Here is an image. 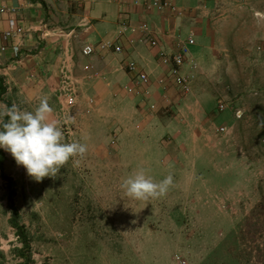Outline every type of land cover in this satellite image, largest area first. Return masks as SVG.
<instances>
[{
    "label": "rangeland",
    "instance_id": "1",
    "mask_svg": "<svg viewBox=\"0 0 264 264\" xmlns=\"http://www.w3.org/2000/svg\"><path fill=\"white\" fill-rule=\"evenodd\" d=\"M177 4L192 15L180 29L198 31L183 66L189 93L171 88L173 99L161 106L153 98L149 112L125 85L107 95L116 105L86 101L80 110L54 92L51 118L65 142L88 146L55 179L36 182L0 148L29 230V264H264V21L238 0ZM253 5L264 11V0ZM218 102L224 111H215ZM39 103L21 101L13 88L0 94V110L34 111ZM141 168L157 182L170 173L174 180L146 206L120 187ZM4 192L0 177V264H25L15 255Z\"/></svg>",
    "mask_w": 264,
    "mask_h": 264
},
{
    "label": "crops",
    "instance_id": "2",
    "mask_svg": "<svg viewBox=\"0 0 264 264\" xmlns=\"http://www.w3.org/2000/svg\"><path fill=\"white\" fill-rule=\"evenodd\" d=\"M174 1L177 4L179 0ZM144 2L0 0V6L14 8V17L24 26L20 38H5L3 31L10 14H0V75L7 90L15 89L19 99L29 104L51 97L54 92L60 94V87L65 83L75 91L77 110L87 104L90 97L94 105L107 99L116 105L117 101L107 95L130 82L125 63L132 59L139 69L149 74L151 101L157 99L159 105L165 106L173 99L171 94V98H167V90L177 89L169 78L166 81L170 87L165 95L158 87L157 79L167 74L166 66L158 63V51H171L177 39H183L189 30H195L196 37L198 31L192 27L180 29L187 24L189 20L186 19L191 18V13L177 15L168 10L156 11L146 8ZM142 23L147 24L150 34L139 31ZM140 36L143 37L141 41L138 40ZM149 37L157 41L156 47L148 46ZM101 40L119 44L121 53L97 50L91 56L81 54L85 44H96ZM15 43L20 47L16 55L11 49ZM85 65L88 69H84ZM137 104L141 108L139 100Z\"/></svg>",
    "mask_w": 264,
    "mask_h": 264
},
{
    "label": "clouds",
    "instance_id": "3",
    "mask_svg": "<svg viewBox=\"0 0 264 264\" xmlns=\"http://www.w3.org/2000/svg\"><path fill=\"white\" fill-rule=\"evenodd\" d=\"M52 113L47 97L40 100L34 111H23L15 104L0 110V148L9 152L36 182L46 177L55 179L70 160L79 164L88 151L85 143L65 142L62 126L51 118ZM173 186L171 173L157 182L143 168L120 185L127 198L144 201L145 206L151 200L166 196Z\"/></svg>",
    "mask_w": 264,
    "mask_h": 264
},
{
    "label": "built area",
    "instance_id": "4",
    "mask_svg": "<svg viewBox=\"0 0 264 264\" xmlns=\"http://www.w3.org/2000/svg\"><path fill=\"white\" fill-rule=\"evenodd\" d=\"M253 0H238L239 8L249 9L252 16L257 22L264 21V11L254 8L252 5ZM145 6L148 9H154L156 11L168 10L172 14L180 15L179 6L174 0H145ZM9 13L10 16L7 18V26L3 31V37L5 38H20L24 32V26L20 24L17 19L14 17L15 10L14 8H8L5 6H0V14ZM139 31L142 33L150 34L149 27L146 23L140 24L138 27ZM143 39L142 36L138 38L139 41ZM148 46L154 48L157 46V41L149 37L147 39ZM194 44V32L189 30L183 39H177V42L174 46V49L171 51L159 50L157 57L158 63L162 66H166L167 74L166 77H160L157 79L158 87L160 88L162 94L165 95V91L168 88L167 78H169L172 85L182 93L187 94L191 90L190 78L183 71V66L189 62L190 57V47ZM260 47H257L259 49ZM12 52L16 55L20 52V47L18 43L11 45ZM97 50H112L115 53H121V46L119 44H114L107 40H101L96 44H85L81 48V54L83 56H91ZM84 69H88V65L84 66ZM125 69L130 74V82L125 85V89L128 92H132L137 95L139 104L142 110L145 111H154L156 110L155 102L151 101V92L148 87L149 84V74L139 69L137 63L134 60H128L125 63ZM65 80V78H64ZM61 94L64 96V100L67 105L72 106L76 103L75 100V91L71 86H67L65 83L60 87ZM93 98H88V103H92ZM226 104L223 102H218L215 106L216 112H222L226 109ZM234 117L239 118L242 114L240 109H235ZM215 131L223 134L227 131L226 124H220L215 128Z\"/></svg>",
    "mask_w": 264,
    "mask_h": 264
},
{
    "label": "trees",
    "instance_id": "5",
    "mask_svg": "<svg viewBox=\"0 0 264 264\" xmlns=\"http://www.w3.org/2000/svg\"><path fill=\"white\" fill-rule=\"evenodd\" d=\"M7 91L3 78L0 75V94ZM3 153L0 152V177L4 182V196L7 208L10 212L9 225L14 229L15 236L19 243L18 247L14 248L15 255L25 261V264L30 263L31 242L29 238V230L24 222L21 220V215L15 203L17 196V188L14 179L4 172L3 168ZM1 255V251H0Z\"/></svg>",
    "mask_w": 264,
    "mask_h": 264
}]
</instances>
